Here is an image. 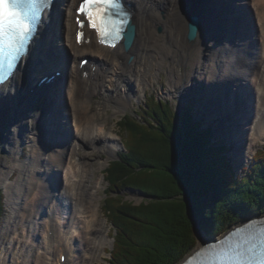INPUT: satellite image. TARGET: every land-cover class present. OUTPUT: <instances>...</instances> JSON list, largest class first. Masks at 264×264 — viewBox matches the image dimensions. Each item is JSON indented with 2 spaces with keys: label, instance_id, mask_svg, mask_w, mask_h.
<instances>
[{
  "label": "bare ground",
  "instance_id": "bare-ground-1",
  "mask_svg": "<svg viewBox=\"0 0 264 264\" xmlns=\"http://www.w3.org/2000/svg\"><path fill=\"white\" fill-rule=\"evenodd\" d=\"M77 1H57L54 12L47 15L50 21L46 34L35 44L28 63L21 66L9 84L0 88V102L11 104L6 106L8 115L5 104L0 107V147L7 152L0 157V190L4 189L5 203L10 209L0 228V264L13 258L20 240L25 242L21 251L26 264H61L62 252L67 254L64 264H80L90 250L101 249L104 253L107 235L97 237L95 233L98 217L95 199L104 175L96 181L97 188L92 187L85 195L87 168L81 162L80 144L101 141L97 148L114 156L120 143L113 142L116 134L111 131L114 138H102L106 128L97 125V115L85 105L99 94L103 100L99 111L124 109L131 98H140L131 87L138 79H147V64L159 69L164 59H173L174 64L167 65L169 82L181 87V96L192 84L204 85L201 94L207 99L208 118L211 116L209 119L214 123L218 121L212 116L217 106L222 103L225 110L233 109V103L226 102L225 97L232 94L234 87L236 90L243 87L248 93V106L241 113L236 111L238 122L234 128L245 135L236 140L238 137L231 134L233 127L224 123L218 125V131L235 139L237 146L233 153L238 158L264 138V0H128L133 10L131 22L135 25L129 51L121 43L114 47L97 44L94 37L88 45L83 42L78 45L73 20ZM191 16H197L199 21L193 41L186 37ZM52 49L58 51V58L51 57ZM181 54L185 65L190 66L184 79L179 69L183 62ZM81 55H88L98 66L88 78H81V72L74 69ZM66 59L71 66L66 64V78L53 90L58 101L61 100L53 112L50 107V102L55 101L53 91L46 86L36 88L35 84L37 77L62 66ZM196 114L199 115L198 111ZM25 131L32 134L29 142L24 141ZM24 145L29 147L25 158L20 155ZM59 173L61 196L56 193ZM31 187L34 188L27 194ZM51 209L55 211L53 216L48 215ZM51 228L53 235L49 236L47 231ZM198 232L204 236H200L201 247L210 237L202 230ZM89 235L98 245L91 244ZM108 240L112 244V237ZM55 250L58 255L53 258ZM45 255L50 257L48 263L43 260Z\"/></svg>",
  "mask_w": 264,
  "mask_h": 264
},
{
  "label": "trees",
  "instance_id": "trees-1",
  "mask_svg": "<svg viewBox=\"0 0 264 264\" xmlns=\"http://www.w3.org/2000/svg\"><path fill=\"white\" fill-rule=\"evenodd\" d=\"M171 107L149 96L139 118L119 121L126 150L109 163L107 180L111 189H139L148 201L105 198L104 213L116 226L109 264H178L195 249L197 229L214 237L264 214V147L236 172L212 130L193 123L186 107ZM2 215L0 192V221Z\"/></svg>",
  "mask_w": 264,
  "mask_h": 264
},
{
  "label": "rangeland",
  "instance_id": "rangeland-1",
  "mask_svg": "<svg viewBox=\"0 0 264 264\" xmlns=\"http://www.w3.org/2000/svg\"><path fill=\"white\" fill-rule=\"evenodd\" d=\"M176 58H175V60H176ZM181 59L183 60V62L181 61V64L179 65V69L183 75L182 78L184 79L187 72L190 69V66L187 64L185 65V63H184L185 57L183 54H181ZM164 62H165L164 65H162V67H160L159 69L155 65L150 66V64L149 65L147 64L148 69H149V72L147 73V79H145V80L138 79V82L135 81L133 83V86L131 87L134 89L135 94L137 96H140V98L139 99L131 98L130 102L126 105V107L124 109H121L119 111H115L113 108H107L106 111H99L98 106H99V104H102L101 102L103 101L99 94H96L95 96H93L91 99V102L85 105L87 107L90 106V109L92 110V112L97 115V118H96L97 125L100 126V128H102V126H104L106 128V132L104 133V136H102L103 139L104 138L105 139L111 138V137L114 138V136L116 134V137H115L116 139L113 140V142L119 141V143H120V145H118L116 148L117 153H119L121 151L125 152V150H126L122 144L123 141L125 140V136L122 133L121 126L119 125L120 119L125 114H129V115L131 114L132 116H136L139 118L140 116L137 115L136 112H139V111L143 112L142 109H143V107H145L146 103L148 102V99H146L147 95L153 94L152 96H154V98H156L157 100H164V101L166 100L168 102V104L170 106H172L171 108L173 110H179V111H181V109L186 105V102L188 100H191L190 98H194V100H193L194 105H193V109H192L193 111L196 110L197 105H200L202 103L204 105L206 104L205 97L201 94V91H203V89H204V85H202L200 83H196V85L192 84L193 86L192 85L189 86V88H190L189 91L186 92L184 96H181L182 95L181 87H178L176 85L173 86L169 82V72H168V66L167 65L168 64L169 65L174 64V60L166 58V59H164ZM120 81H122V79ZM195 81L197 82L198 80H195ZM145 82H147V83L144 84ZM122 84H125V83H122ZM184 91L185 90H183V92ZM87 107H84V108L89 110V108H87ZM97 113H99V114H97ZM90 114H92V113H90ZM212 116L217 117V115H212ZM205 118L208 122H210L209 121L210 117L208 118V116H205ZM226 122L227 121H225L224 124H229ZM93 123L96 125L95 119L93 120ZM230 126H232V124H230ZM110 131L114 132L115 134H112V133L110 134L109 133ZM25 133H26V135H25L24 141H27V142L31 141L32 134L30 132L27 133L26 131H25ZM243 135H245V134H243ZM93 141L94 140H91L90 143L87 145H85L83 143L80 144V151L79 152L82 153L81 154V162H82V164H85L86 168H87V175H86L85 181H84V184H85L84 194L88 195L89 191L91 190L92 187L97 188V182L96 181L99 180V177L101 175L103 176L105 174L106 179H103L101 185L98 186V191H97V195H96L97 198L95 199L96 202H98V217H97V222L95 225V233H96L97 237L104 236L106 234L107 235V238H106L107 243L104 246V253H101V249H100V251L90 250L91 253H86L84 255L85 261L82 262V260H81L80 264H109L108 260L111 257L110 251L112 250V248H111L112 245L109 243L110 240H108V237H112V239H113V236L116 233L115 232L116 226L110 219H108L107 215L104 214L103 204H104L105 198L108 196V194L111 196L116 195V197L118 198L119 201L122 200L125 202H129L131 204H134V205L144 203V202L148 201V198H146V196L139 189L134 188L132 186L119 187L118 188V185H116L115 187H113V189H111L109 182L107 180L106 169L108 167V162L110 160H113L117 153L114 156H108L104 151H102V149L97 148L98 144L101 141H99L98 143L95 142L96 144H94ZM254 142H253V144H254ZM6 146H8V145H5V148H6ZM27 147L28 146H25L26 149H24L22 152L23 158L27 157V155L29 153V147L28 148ZM260 147H264V138L262 141H256L254 146L251 149H248L247 151H245L241 157H239L237 159H234V156L231 157V159L233 160L234 166H236L235 169L237 172H239L241 168L250 165L253 155L255 154V152ZM245 153H247V154H245ZM6 154H7V152H4L2 150V148L0 147V157L4 156ZM13 174L16 175L17 172L15 171ZM15 175L12 176V179L15 178ZM34 187L29 188L27 194H29L30 190H32V188H34ZM0 191L4 192V189L1 188ZM4 199H5V197H4ZM86 199H87V197H86ZM6 213H10V209L6 208ZM6 217L2 220L0 228H2V226L6 220ZM18 227L20 230L21 226L19 225ZM87 234H86V236H87ZM200 236L202 237L203 235L201 233H199L198 229H197V234H196L197 244H196L195 248L199 247V242H200V238H201ZM88 238L90 239L91 244L95 243L96 245H98V243L96 241H93L94 238L92 239L91 235H89ZM206 239L211 240V237L206 238ZM201 240H202V238H201ZM24 244H25V242L23 240H20V242L17 244L18 249L15 251L14 255L11 254L13 256V258H9L10 259L9 261H7L8 258H6L4 260V264H26L25 259H24V255L21 251L22 246ZM10 248L11 247H8V251L11 250ZM80 248H81V246H80ZM30 251L33 253L34 249H30ZM80 252L82 253L81 249H80L79 253ZM87 252H89V250H87ZM57 255H58V251L55 250L53 252V258H56ZM77 259H78V257H77ZM43 260L45 263L46 262L48 263L50 261V257L45 255ZM52 264H53V262H52Z\"/></svg>",
  "mask_w": 264,
  "mask_h": 264
},
{
  "label": "snow or ice",
  "instance_id": "snow-or-ice-1",
  "mask_svg": "<svg viewBox=\"0 0 264 264\" xmlns=\"http://www.w3.org/2000/svg\"><path fill=\"white\" fill-rule=\"evenodd\" d=\"M54 0H0V72L19 59L32 21H39ZM78 12L95 29L101 43L114 47L126 24L127 13L120 0H82ZM83 27L84 21L77 17ZM78 33L77 38L82 36ZM192 225L199 228L195 216ZM226 245V246H225ZM186 264H264V220H253L236 228L216 244L201 247Z\"/></svg>",
  "mask_w": 264,
  "mask_h": 264
},
{
  "label": "water",
  "instance_id": "water-1",
  "mask_svg": "<svg viewBox=\"0 0 264 264\" xmlns=\"http://www.w3.org/2000/svg\"><path fill=\"white\" fill-rule=\"evenodd\" d=\"M187 28L188 30H187L186 37L189 41H193L197 36V32L199 28V21H198L197 16L190 17ZM134 37H135V26L130 24L128 25L126 31L124 32L123 46L125 50L130 49V47L133 44Z\"/></svg>",
  "mask_w": 264,
  "mask_h": 264
}]
</instances>
